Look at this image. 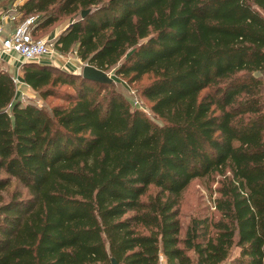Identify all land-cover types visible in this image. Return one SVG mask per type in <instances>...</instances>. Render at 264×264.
Segmentation results:
<instances>
[{"label": "trees", "instance_id": "trees-1", "mask_svg": "<svg viewBox=\"0 0 264 264\" xmlns=\"http://www.w3.org/2000/svg\"><path fill=\"white\" fill-rule=\"evenodd\" d=\"M8 2L33 39L68 18L55 50L145 77L152 115L98 91L111 82L0 66V264H264V0ZM194 179L216 216L183 226Z\"/></svg>", "mask_w": 264, "mask_h": 264}, {"label": "rangeland", "instance_id": "rangeland-1", "mask_svg": "<svg viewBox=\"0 0 264 264\" xmlns=\"http://www.w3.org/2000/svg\"><path fill=\"white\" fill-rule=\"evenodd\" d=\"M8 6L9 11L8 13H11V9L13 7V4L8 2V0H2L0 1V11L2 10V7ZM1 13V12H0ZM3 14V12H2ZM11 15L9 14V19ZM70 23V20L68 18H62L57 25L53 28H63V26L68 25ZM53 30H46L44 32H37L35 38H42L46 37L49 40H52L51 32ZM49 34V35H48ZM8 34H6L4 37H6ZM49 52L43 57V59H50L53 61L58 62L62 66H65L64 68L69 69V72H81V69L84 65V62L80 61L79 58L76 56L74 52H67V53H61L58 52L53 48V46H49ZM41 59L40 61H43ZM0 66H4L7 68V64L0 59ZM66 69H62L65 71H68ZM108 76L111 78V85L106 88H99L98 91L101 92V94L108 93L111 90H113V93L115 95L124 97L125 99L129 100L130 106L132 108L138 109L144 114L150 116L152 115L149 111L150 103L146 98H144L141 94V86L146 82V78L144 77L142 80L138 82H128V80L123 76L115 75L112 70L105 71ZM11 74L14 75V69H11ZM15 77V75H14ZM19 83V82H18ZM18 95L22 99V101H30L35 103L39 107H43L45 109L50 108L51 106L60 103L61 101L56 97H46L41 98L36 91L31 90L30 88H27L25 86H18ZM60 89H66L71 91L72 88L70 85H61ZM97 87L95 86V91ZM93 91V92H95ZM215 184L208 181V180H200V179H194L192 180L187 187L183 190L181 194L180 203L178 205V217L180 223L184 226L189 218L194 214H209L213 213L214 217L215 212L213 208L211 207V199L215 196V193L212 190V187H214ZM211 187V188H210ZM163 264V262L161 263Z\"/></svg>", "mask_w": 264, "mask_h": 264}, {"label": "built area", "instance_id": "built-area-1", "mask_svg": "<svg viewBox=\"0 0 264 264\" xmlns=\"http://www.w3.org/2000/svg\"><path fill=\"white\" fill-rule=\"evenodd\" d=\"M11 19L13 17L11 16ZM35 16H30L15 25L13 31L6 37H0V54H14L23 62L35 61L40 62L41 59L49 52L52 46V40L47 38L33 39L31 37V27L34 25ZM1 32V28H0ZM17 82V77H13Z\"/></svg>", "mask_w": 264, "mask_h": 264}, {"label": "crops", "instance_id": "crops-1", "mask_svg": "<svg viewBox=\"0 0 264 264\" xmlns=\"http://www.w3.org/2000/svg\"><path fill=\"white\" fill-rule=\"evenodd\" d=\"M20 2L21 0H16V2ZM11 13H0V28H1V32H0V37H4L6 34H10L15 25H17L18 23H15L14 19H9V14H13V10H10ZM1 12V11H0ZM68 25L65 24V26H63V28L59 29V28H55L53 29V31L51 32V38H54L61 30L65 29V27H67ZM7 35V36H8ZM49 35V34H48ZM42 38H46V37H42ZM0 59L3 60L8 66L9 70L11 71V69H14V75L19 79L21 78V64H22V60L20 59V57L12 54H0ZM39 63H51L57 67H59L60 69H66L64 68L65 66H62L61 64H59L56 61L50 60V59H43V61H40ZM69 71V69H66Z\"/></svg>", "mask_w": 264, "mask_h": 264}, {"label": "water", "instance_id": "water-1", "mask_svg": "<svg viewBox=\"0 0 264 264\" xmlns=\"http://www.w3.org/2000/svg\"><path fill=\"white\" fill-rule=\"evenodd\" d=\"M88 12L87 9L81 10L80 15L83 17ZM75 74L81 75L83 78L90 79L98 82H110L111 78L108 74L100 69H97L91 65L84 64L81 72H74Z\"/></svg>", "mask_w": 264, "mask_h": 264}]
</instances>
